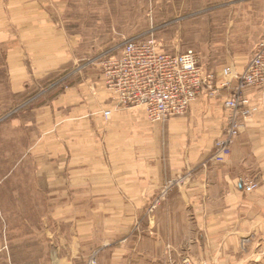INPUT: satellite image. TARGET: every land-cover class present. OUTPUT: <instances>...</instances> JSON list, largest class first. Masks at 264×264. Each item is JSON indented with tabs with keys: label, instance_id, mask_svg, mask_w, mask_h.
<instances>
[{
	"label": "crops",
	"instance_id": "0c3cea01",
	"mask_svg": "<svg viewBox=\"0 0 264 264\" xmlns=\"http://www.w3.org/2000/svg\"><path fill=\"white\" fill-rule=\"evenodd\" d=\"M66 1L0 0V71L12 96H39L18 120L38 133L29 151L35 183L9 185L7 213L0 199V264H19L17 255L85 264L94 252L98 264H179L183 257L248 264L249 244L264 234V110L241 130L229 158L214 164L221 101L201 97L185 115L149 123L142 109L118 107L101 77L95 87L50 89L77 65ZM179 178L183 184L154 206L165 182ZM247 182L257 188L245 193ZM16 208L46 209L38 236L25 234L18 251ZM29 213L19 214L27 232Z\"/></svg>",
	"mask_w": 264,
	"mask_h": 264
},
{
	"label": "rangeland",
	"instance_id": "374dc122",
	"mask_svg": "<svg viewBox=\"0 0 264 264\" xmlns=\"http://www.w3.org/2000/svg\"><path fill=\"white\" fill-rule=\"evenodd\" d=\"M65 10L66 17L72 20L73 32L77 31V65L61 72L63 77L50 89H65L75 83L94 87L100 84L102 60L118 55L123 41L133 36L152 35L165 52L193 51L207 72L232 65L236 73L243 71L258 40L264 36V0H67ZM38 98L12 96L4 72L0 71V199L5 213L13 210L7 207L9 185L21 190L24 184L35 183L32 173L35 162L29 151L38 133L31 122L19 124L18 120L29 113L28 105ZM201 101L209 103L204 98ZM181 184L173 185L168 193ZM45 210L16 208L17 251L26 245L21 240L25 234L38 236ZM28 211L27 219L33 230L27 232L19 214ZM1 248L7 261L4 239ZM249 254L248 264H264V234L252 240ZM16 260L19 264L40 263L38 255H17Z\"/></svg>",
	"mask_w": 264,
	"mask_h": 264
},
{
	"label": "built area",
	"instance_id": "2783aa9c",
	"mask_svg": "<svg viewBox=\"0 0 264 264\" xmlns=\"http://www.w3.org/2000/svg\"><path fill=\"white\" fill-rule=\"evenodd\" d=\"M159 47L152 35L125 39L118 55L105 57L101 62L104 89L118 107L142 109L149 123L183 116L201 97L221 101L225 124L208 161L224 163L247 122L264 110V38L258 41L240 73L232 65L207 72L195 52L176 54ZM109 115L110 111L103 113L105 119ZM181 182L182 179L166 181L154 206L164 200L173 185ZM242 187L245 193H250L256 184L244 183ZM85 264H98L97 252ZM179 264L203 263L183 257Z\"/></svg>",
	"mask_w": 264,
	"mask_h": 264
}]
</instances>
